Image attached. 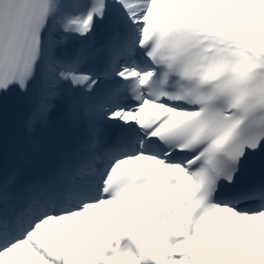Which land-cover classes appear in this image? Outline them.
I'll return each mask as SVG.
<instances>
[{"label":"snow or ice","instance_id":"snow-or-ice-1","mask_svg":"<svg viewBox=\"0 0 264 264\" xmlns=\"http://www.w3.org/2000/svg\"><path fill=\"white\" fill-rule=\"evenodd\" d=\"M0 264H264V0H0Z\"/></svg>","mask_w":264,"mask_h":264},{"label":"bare ground","instance_id":"bare-ground-1","mask_svg":"<svg viewBox=\"0 0 264 264\" xmlns=\"http://www.w3.org/2000/svg\"><path fill=\"white\" fill-rule=\"evenodd\" d=\"M23 107H22V114H23V118H22V125H23V121H24V119H25V114H24V112H25V110H27V106H26V103L23 101Z\"/></svg>","mask_w":264,"mask_h":264}]
</instances>
